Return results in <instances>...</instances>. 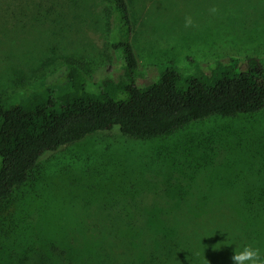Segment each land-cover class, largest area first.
<instances>
[{"label": "rangeland", "instance_id": "obj_1", "mask_svg": "<svg viewBox=\"0 0 264 264\" xmlns=\"http://www.w3.org/2000/svg\"><path fill=\"white\" fill-rule=\"evenodd\" d=\"M137 81L264 69V0H128ZM107 0H0V106L68 80L100 89L119 51ZM264 254V110L147 141L98 133L41 158L0 204V264H232Z\"/></svg>", "mask_w": 264, "mask_h": 264}, {"label": "trees", "instance_id": "obj_2", "mask_svg": "<svg viewBox=\"0 0 264 264\" xmlns=\"http://www.w3.org/2000/svg\"><path fill=\"white\" fill-rule=\"evenodd\" d=\"M115 41L120 52L115 76L100 89L68 80L61 91L26 92L0 106V204L24 185L43 156L81 142L86 137L117 131L126 138L147 141L170 137L181 129L213 117L234 119L264 110V69L243 78L244 62L223 63L221 74L205 84L200 75L172 67L156 81H137L138 60L128 0H107Z\"/></svg>", "mask_w": 264, "mask_h": 264}, {"label": "clouds", "instance_id": "obj_3", "mask_svg": "<svg viewBox=\"0 0 264 264\" xmlns=\"http://www.w3.org/2000/svg\"><path fill=\"white\" fill-rule=\"evenodd\" d=\"M232 264H264V254L253 245H244L242 251L233 250Z\"/></svg>", "mask_w": 264, "mask_h": 264}]
</instances>
